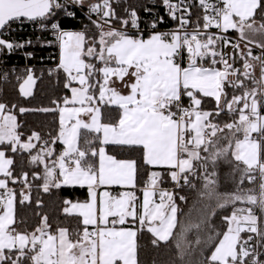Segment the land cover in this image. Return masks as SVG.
I'll return each mask as SVG.
<instances>
[{"label": "snow or ice", "instance_id": "snow-or-ice-1", "mask_svg": "<svg viewBox=\"0 0 264 264\" xmlns=\"http://www.w3.org/2000/svg\"><path fill=\"white\" fill-rule=\"evenodd\" d=\"M161 2L173 26L158 30L163 16L145 7L152 17L145 34L136 9L125 7L126 16H117L111 0H0V54L32 44L3 38L13 23L34 24L50 33L47 45L58 47L49 74L62 70L71 91L64 106L54 100L56 109H42L58 110L59 129L38 152L32 141L39 134L22 141L16 116L0 103V264H139L137 234L145 228L153 245L175 237L180 264H198L191 259L197 249L201 255L210 249L206 264H264V0H197L203 14L195 21L187 18L192 0ZM77 10L87 23L79 21L78 30L62 27L61 16L75 20ZM229 29L237 36L226 35ZM253 45L260 49L256 55ZM32 55L24 53L26 59ZM23 71L26 76L16 79H23L19 91L26 97L35 78L32 67ZM10 73L15 75V66L0 72V80ZM116 81L123 93L109 86ZM208 98L212 109L202 107ZM111 106H118V119L104 122L103 109ZM225 113L229 118L221 123ZM57 141L63 145L59 154ZM109 144L142 152L149 168L142 199L135 191L100 192L97 204L102 185L136 188V161L107 155ZM19 150L29 153V166H42L31 176L43 181L36 187L45 193L61 185L87 186L85 202L62 210L82 217L73 234L62 227L52 232L46 216L32 232L15 227L14 190L7 181L23 180L29 191L33 186L27 172L13 176L9 168L7 153ZM221 163L230 165V191L220 190ZM169 180L171 188L160 186ZM185 188L197 195L195 218L191 206L181 207L188 198L177 190ZM20 197L21 203L29 200L23 189ZM229 207L231 213L221 216L225 227L218 228L212 220Z\"/></svg>", "mask_w": 264, "mask_h": 264}, {"label": "trees", "instance_id": "trees-1", "mask_svg": "<svg viewBox=\"0 0 264 264\" xmlns=\"http://www.w3.org/2000/svg\"><path fill=\"white\" fill-rule=\"evenodd\" d=\"M112 7L115 9L117 16H126L124 11L125 7L129 9L135 8L139 17L140 27H146L147 22L152 18L151 12L146 13L145 7L149 8L152 12H155L157 16H163L164 22L158 25V28L169 29L173 26V21L165 13L164 7L162 6L161 0H111ZM193 17L192 21H195L198 16H202L203 9L198 8L196 5L192 6ZM77 19H71L61 16V26L68 30H78L82 27L79 21H87L81 15L80 12L76 11ZM257 20L260 19L257 15ZM114 26H119L116 21H113ZM130 27V26H129ZM91 28V26H90ZM95 29H91V33H94ZM20 34H29L30 30L25 29L19 32ZM147 34V33H145ZM33 56L28 59V62L34 65H38V59L44 56L47 52L51 51L49 48L34 44L31 46ZM253 54L256 55L258 51L252 48ZM0 63L7 66L10 69V64H16L15 75L9 74L7 80H0V103L7 105V109H11V114L16 116V122L18 125L17 131L21 134V140L27 141L28 136L31 132L35 131L39 134L40 140L33 139L32 143L35 151H39L41 147V141L47 140L51 135H55L59 129V112L57 111H43L42 109H56L57 105L53 103L54 100L59 101L62 104L63 97L69 96L70 88H65L64 79L65 75L62 70L51 75H47L44 65L40 64L38 69H34L35 83L31 87V92L28 96H23L19 91V84L23 82V79L17 80L16 76L24 77L26 73L23 71L22 63L23 58L16 53L9 55H2L0 57ZM100 65L97 64V67ZM43 67V68H42ZM42 68V69H41ZM43 70L42 74L39 75L38 71ZM72 86V84H71ZM249 86L250 82H249ZM98 90V85L97 89ZM229 97L232 94L231 89L228 90ZM187 104V101H185ZM13 105L15 107L13 108ZM205 109H212L214 107V101L211 98L205 100L202 105ZM20 108L29 109L21 113ZM227 113L222 115L219 120L221 123L228 119ZM118 119L117 106H111L110 108L103 109V120L109 122L110 120ZM56 152L60 149L59 142L55 144ZM106 150L111 155L117 158L133 159L136 161L138 169L136 176V187L141 188L144 181L147 180V171L143 159L142 152L136 148H129L127 146L121 147L117 145H106ZM31 151V150H29ZM7 155L12 156L13 164L10 165V169L13 176H20L21 173L27 172V182L32 184V188L29 191L27 189V195L29 200L21 203L20 192L21 188L24 187V181L12 182L8 180V186L14 189L16 194V203L14 209L15 227L24 231L32 232L40 224L42 217H47V223L51 228L52 232H56L57 228H66L69 234H73L74 230L80 225V217L78 215L64 213L62 210L66 207L65 201H84L88 197V190L85 187H72L67 185H61L59 188H52L49 192L45 193L42 189H38L36 184L42 183V180H34L31 176L32 171L42 172V166L37 167L35 165L29 166L28 155L29 153L23 150H19L15 153L9 151ZM54 159V157H53ZM98 160V157L96 158ZM151 170L159 171L160 168H151ZM211 170V169H210ZM230 172V165L221 163L218 168V181L221 191H230L233 188L231 177L228 175ZM163 188H171L172 183L167 182L160 185ZM245 187L251 185L248 184L247 180L244 182ZM180 195H185L188 198L187 203L181 204V207L187 211L189 206L192 207L193 218L197 215V209L199 204L197 203V195L190 189H179L177 190ZM41 203L37 205V200ZM179 202L178 196L176 197ZM239 206V205H238ZM246 206V205H245ZM231 213V207L223 211H218L217 215L212 220V223L218 228L223 229L225 225L222 224L221 216L228 215ZM183 215V214H182ZM82 230V229H81ZM178 231V229L174 230ZM73 238L74 235H73ZM154 237L145 228L144 231L138 232L137 234V252L139 264H180V261L176 258L177 249L174 247L175 237L169 239L168 242H160L158 245L152 244ZM189 240L194 239V236L189 235ZM210 255V249L205 250L203 255L200 254L199 249L191 257L194 262L198 264H206L204 259L205 256ZM189 257H185L187 260Z\"/></svg>", "mask_w": 264, "mask_h": 264}, {"label": "built area", "instance_id": "built-area-1", "mask_svg": "<svg viewBox=\"0 0 264 264\" xmlns=\"http://www.w3.org/2000/svg\"><path fill=\"white\" fill-rule=\"evenodd\" d=\"M209 2H211V0H209ZM197 4V0H192V6L193 5H196ZM165 10V9H164ZM78 12H80L79 10H77ZM81 13V12H80ZM179 15V13L177 14ZM192 17H193V10H192V7H191V10H190V15L187 17L188 19L192 20ZM93 18H95V15L93 16ZM194 25L192 24H189V30H191L193 28ZM142 30L145 31V33H147V26L146 27H140ZM25 30V29H28L31 31V33L29 34H20L19 32L21 30ZM158 30L160 31H165L167 29H162V28H158ZM212 31H217L216 29H212ZM226 35H228L229 37H236L232 32L230 31H226L225 33ZM4 39H8V40H12L14 41L15 43H21V42H24V41H27V40H31L32 41V44L31 45H27L25 44V46L22 48V49H16L14 50L12 53L10 54H13V53H16L17 55L21 56L23 58V63L21 64L22 65V68L24 69L25 67H32L33 68V75H34V69H38V67H40V64L44 65V69L47 73V75H50L49 74V69L50 68H53L55 66V63L58 62V47L55 46V45H52V46H49L45 43L46 40L48 39H52L50 33H48L47 31H43V30H39L35 27L34 24H31V23H24L23 25L21 24H17V23H13L11 25V30L10 31H7V33L3 36ZM243 43V42H242ZM241 43V44H242ZM34 44H38L39 46H44V47H47L49 48L51 51L47 52L44 56L40 57L38 59V65H34L33 63H29L28 62V59H30L31 57L29 58H25L24 56V53L25 52H31V46L34 45ZM258 52L260 50H257ZM4 56V55H9V54H0V57L1 56ZM231 62V61H229ZM15 66L16 67V64L12 63L10 64V69ZM42 67V68H43ZM41 68V69H42ZM4 69H7V66H4L0 63V72H2ZM39 70L38 73L39 75L42 74V70ZM25 77V76H24ZM78 82H73L72 85L74 84H77ZM61 149H59L57 151V154H59V151ZM111 192L112 193H116L117 190L116 189H111ZM158 198V197H157ZM242 236L245 235L244 233L241 234ZM255 243V241H253V244Z\"/></svg>", "mask_w": 264, "mask_h": 264}, {"label": "crops", "instance_id": "crops-1", "mask_svg": "<svg viewBox=\"0 0 264 264\" xmlns=\"http://www.w3.org/2000/svg\"><path fill=\"white\" fill-rule=\"evenodd\" d=\"M227 31H230V32H232L235 36H237V33H236L234 30L229 29V30H227ZM241 47H243V44H241ZM252 47L255 48L254 45H253ZM255 49H256V48H255ZM256 50H260V49H256ZM258 68H259V65L256 64V66H255V68H254V71L259 70ZM258 74H259V72H258ZM110 80H116V78H115V77H111ZM74 85H75V84H74ZM109 86H115V87L119 88V89L122 91V93H123V91H124V90H123V86L120 85L119 81H116L115 85L110 84ZM98 89H99V86H98ZM124 94H126V93H124ZM68 97H71V91L69 92V96H68ZM97 100H98V90H97ZM61 105H63V103H62ZM72 106H73V105H72ZM117 107H118V106H117ZM85 118H87V117H85ZM58 142H59V147H60V149H62L63 145L61 144L60 141H58ZM109 145H112V144H109ZM106 154H107V155H111L110 153L107 152V150H106ZM111 156H113V155H111ZM97 157H98V156H97ZM114 157H115V156H114ZM115 158H116L117 160H125L124 158H117V157H115ZM132 160H133V159H132ZM97 163H98V160H97ZM9 167H10V165H9ZM152 167H153V168H160L159 166H152ZM0 178H4L2 173H0ZM67 186H72V187H85V188H87L86 185H67ZM8 187L11 188L10 186H8ZM113 188L117 190L116 193H112V192H111V189H113ZM162 188H163V187H162ZM12 189H13V188H12ZM22 189H23V191L25 192V194H27V188L22 187L21 190H22ZM13 190H14V189H13ZM0 191H2V189H0ZM121 191H135L136 194H137V196H138L140 199H142V192H140V188H138V187H136L135 189H133V188H131L130 186H123V187H122V186H118V185H102V186H100L99 188L96 189V192H97V204H98L99 193H100V192H107V193H109V194L112 195V196H118L119 193H120ZM87 198H88V197H87ZM106 199H107V197H106ZM86 200H87V199H86ZM86 200H84V201H70L66 206L70 208L72 203L85 202ZM157 202H158V198H157ZM15 203H16V194H15V191H14V209H15ZM69 214H74V215H78V216H79V213H78V212H72V213H69ZM14 219H15V217H14ZM80 219L82 220V217H80ZM125 226H127V225H125ZM90 228H91V226H90Z\"/></svg>", "mask_w": 264, "mask_h": 264}, {"label": "rangeland", "instance_id": "rangeland-1", "mask_svg": "<svg viewBox=\"0 0 264 264\" xmlns=\"http://www.w3.org/2000/svg\"><path fill=\"white\" fill-rule=\"evenodd\" d=\"M235 31V30H234ZM257 39H259V37H257ZM243 44V43H242ZM253 48V47H252ZM256 49H259V48H257V47H255ZM254 64H256V62H253ZM259 69V68H258ZM258 72H259V70H256V71H254V74L258 77L259 76V74H258ZM71 87H79V83H77V84H75V85H72ZM61 106H64V105H61ZM68 107H72V105L71 104H69V105H67Z\"/></svg>", "mask_w": 264, "mask_h": 264}]
</instances>
